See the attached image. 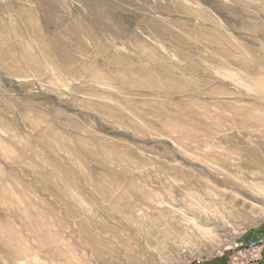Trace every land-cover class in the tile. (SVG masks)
Wrapping results in <instances>:
<instances>
[{"label":"rangeland","instance_id":"rangeland-1","mask_svg":"<svg viewBox=\"0 0 264 264\" xmlns=\"http://www.w3.org/2000/svg\"><path fill=\"white\" fill-rule=\"evenodd\" d=\"M261 226L264 0H0V264H201Z\"/></svg>","mask_w":264,"mask_h":264},{"label":"built area","instance_id":"built-area-1","mask_svg":"<svg viewBox=\"0 0 264 264\" xmlns=\"http://www.w3.org/2000/svg\"><path fill=\"white\" fill-rule=\"evenodd\" d=\"M224 251L227 253V264H262L263 248L254 240L236 242Z\"/></svg>","mask_w":264,"mask_h":264},{"label":"crops","instance_id":"crops-1","mask_svg":"<svg viewBox=\"0 0 264 264\" xmlns=\"http://www.w3.org/2000/svg\"><path fill=\"white\" fill-rule=\"evenodd\" d=\"M247 238L245 240H257L263 241V257H262V264H264V226L259 227H250L246 230ZM201 264H227V257L226 256H219L215 259L209 260L205 263Z\"/></svg>","mask_w":264,"mask_h":264}]
</instances>
